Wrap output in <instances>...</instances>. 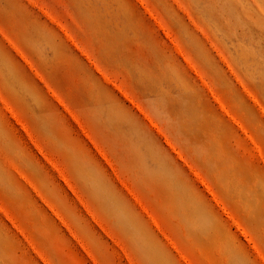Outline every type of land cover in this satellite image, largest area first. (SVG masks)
<instances>
[{
	"label": "rangeland",
	"instance_id": "1",
	"mask_svg": "<svg viewBox=\"0 0 264 264\" xmlns=\"http://www.w3.org/2000/svg\"><path fill=\"white\" fill-rule=\"evenodd\" d=\"M0 264H264V0H0Z\"/></svg>",
	"mask_w": 264,
	"mask_h": 264
},
{
	"label": "crops",
	"instance_id": "2",
	"mask_svg": "<svg viewBox=\"0 0 264 264\" xmlns=\"http://www.w3.org/2000/svg\"><path fill=\"white\" fill-rule=\"evenodd\" d=\"M195 219L197 220L198 225H202L204 223L200 215H195Z\"/></svg>",
	"mask_w": 264,
	"mask_h": 264
},
{
	"label": "bare ground",
	"instance_id": "3",
	"mask_svg": "<svg viewBox=\"0 0 264 264\" xmlns=\"http://www.w3.org/2000/svg\"><path fill=\"white\" fill-rule=\"evenodd\" d=\"M255 104V103H254Z\"/></svg>",
	"mask_w": 264,
	"mask_h": 264
}]
</instances>
